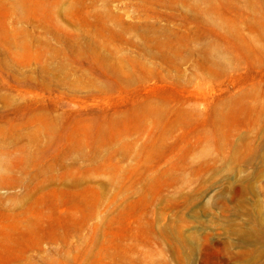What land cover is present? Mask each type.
<instances>
[{
	"label": "rangeland",
	"instance_id": "obj_1",
	"mask_svg": "<svg viewBox=\"0 0 264 264\" xmlns=\"http://www.w3.org/2000/svg\"><path fill=\"white\" fill-rule=\"evenodd\" d=\"M0 264H264V0H0Z\"/></svg>",
	"mask_w": 264,
	"mask_h": 264
}]
</instances>
